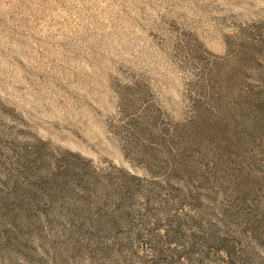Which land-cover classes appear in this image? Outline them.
Listing matches in <instances>:
<instances>
[{
    "label": "rangeland",
    "instance_id": "374dc122",
    "mask_svg": "<svg viewBox=\"0 0 264 264\" xmlns=\"http://www.w3.org/2000/svg\"><path fill=\"white\" fill-rule=\"evenodd\" d=\"M0 251L264 264V0H0Z\"/></svg>",
    "mask_w": 264,
    "mask_h": 264
},
{
    "label": "trees",
    "instance_id": "16d2710c",
    "mask_svg": "<svg viewBox=\"0 0 264 264\" xmlns=\"http://www.w3.org/2000/svg\"><path fill=\"white\" fill-rule=\"evenodd\" d=\"M57 161L58 160H56L54 162L52 160V162L49 163V168L51 169V165H52V169H54L56 176H57L56 178H59L58 176H61V175H67L68 174L67 172L69 171V163L62 158H61L59 163H57ZM129 176H130V178L133 179V180H131L132 182H135V180H138V181L143 180L142 177H140L134 173L129 174ZM136 185L139 186L138 184H136ZM163 203H164V201H163ZM0 264H48V263H44V262L36 263L34 261H30L29 259H27V260L22 259V260L16 261L14 257H3L2 252H1L0 253Z\"/></svg>",
    "mask_w": 264,
    "mask_h": 264
}]
</instances>
